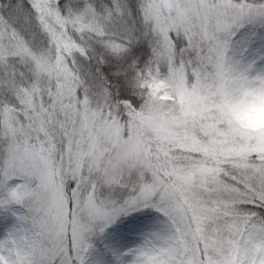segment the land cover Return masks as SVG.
Wrapping results in <instances>:
<instances>
[{"label": "snow or ice", "instance_id": "snow-or-ice-1", "mask_svg": "<svg viewBox=\"0 0 264 264\" xmlns=\"http://www.w3.org/2000/svg\"><path fill=\"white\" fill-rule=\"evenodd\" d=\"M256 97L264 0H0V264H264Z\"/></svg>", "mask_w": 264, "mask_h": 264}, {"label": "clouds", "instance_id": "clouds-1", "mask_svg": "<svg viewBox=\"0 0 264 264\" xmlns=\"http://www.w3.org/2000/svg\"><path fill=\"white\" fill-rule=\"evenodd\" d=\"M232 117L244 129L264 131V97L250 99L246 107L234 110Z\"/></svg>", "mask_w": 264, "mask_h": 264}, {"label": "rangeland", "instance_id": "rangeland-1", "mask_svg": "<svg viewBox=\"0 0 264 264\" xmlns=\"http://www.w3.org/2000/svg\"><path fill=\"white\" fill-rule=\"evenodd\" d=\"M0 235H3V233L0 232ZM107 243L108 242L105 238L99 239V244L102 245V247L105 249L104 251L101 249H98L97 247H94V244H93V249L90 250L88 256L86 257V264H97V262L101 259L102 251L104 255H106L108 258H112V253L107 251ZM124 250L126 249H122L121 251H124Z\"/></svg>", "mask_w": 264, "mask_h": 264}, {"label": "trees", "instance_id": "trees-1", "mask_svg": "<svg viewBox=\"0 0 264 264\" xmlns=\"http://www.w3.org/2000/svg\"><path fill=\"white\" fill-rule=\"evenodd\" d=\"M93 244H94V247H97L98 249H101V250H105L103 247H102V245H100L99 244V239H97V240H95L94 242H93Z\"/></svg>", "mask_w": 264, "mask_h": 264}]
</instances>
